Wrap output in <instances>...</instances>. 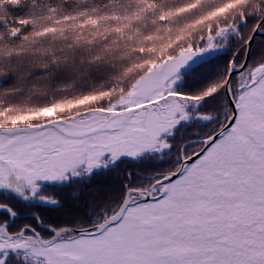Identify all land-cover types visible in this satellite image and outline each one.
I'll list each match as a JSON object with an SVG mask.
<instances>
[{"label": "snow or ice", "instance_id": "snow-or-ice-1", "mask_svg": "<svg viewBox=\"0 0 264 264\" xmlns=\"http://www.w3.org/2000/svg\"><path fill=\"white\" fill-rule=\"evenodd\" d=\"M0 264H264V0H0Z\"/></svg>", "mask_w": 264, "mask_h": 264}]
</instances>
